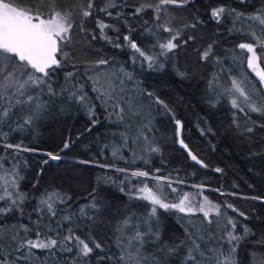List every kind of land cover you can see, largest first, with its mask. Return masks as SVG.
I'll return each instance as SVG.
<instances>
[{"label":"trees","instance_id":"1","mask_svg":"<svg viewBox=\"0 0 264 264\" xmlns=\"http://www.w3.org/2000/svg\"><path fill=\"white\" fill-rule=\"evenodd\" d=\"M36 1L16 2L33 13L45 16V11L33 9ZM45 1L47 7L52 6L62 15L70 13L72 28L60 43L57 53L62 67L57 68L52 77L53 89L57 93H61L62 89L66 91L51 97L46 89L39 90L29 85L21 88L27 79L22 62L18 58L0 61V96L4 97L0 104L13 105L11 119L0 126V130L9 135L7 139L0 138V144H21L23 148L30 149L16 152L0 147V176L6 171L11 178L15 168L21 177L17 180L18 192L25 196L19 208L0 214V232L4 234L0 260L8 264H128L114 230L131 212L139 211L141 202L135 198L130 200L128 195L119 191V180L125 177L115 168H125L129 173L148 171L150 186L155 183L152 175L169 178L171 187L177 189V192H172L164 185L169 190L170 202L175 201L179 192L207 197L241 230L243 239L236 248L238 264H247L251 252L264 258V115L250 112L247 108L244 112L234 109L226 93L231 80L241 75L236 73L237 68L244 66L247 70L245 54L237 45L252 42L248 35L251 31L249 25L256 23L247 20L232 22L231 15L227 14L217 22L211 16L212 9L221 6L235 9L245 16L255 14L264 9V0H189L187 4H182L180 0L175 4L162 0H111L116 6L107 7L106 11L100 9L105 8L109 0H93L92 14L87 17L82 13L87 10L88 0ZM137 9L140 11L137 12ZM107 12L112 15H107ZM100 22L112 27L105 28L102 33ZM245 23L248 24V32L243 30ZM177 33L179 35L174 41L178 44L177 49L166 58L161 57L165 65L162 71L149 69L146 64L143 68L139 63L133 65L130 49L113 46L122 42L123 36L131 34L143 50L159 54L161 49L158 45ZM146 35L151 39L150 46L144 44L142 37ZM118 36L120 41L116 39ZM209 45H212V53L209 58L202 59V53L208 50ZM65 53L67 59L64 58ZM239 59L243 60L242 66ZM100 60L108 63L98 64ZM122 68L134 77L129 81L123 75L120 81L129 86L125 96H134L128 100L133 105L132 110L138 112L135 120L151 135L146 150L135 148L131 132L123 125L125 119L119 122L114 115L109 119L110 109L106 111L102 99L97 98L101 93H107L99 90L101 87L96 77L100 70L115 75L122 73ZM67 72L74 75L66 80ZM249 74L246 81L255 91H261L259 79ZM81 85L95 105L99 123L94 127L87 115V105L68 98L69 92L79 90ZM21 92L24 94L21 95ZM148 92L164 100L175 113V119L182 121L179 136L172 115L155 105L145 95ZM28 95L45 102L47 107L23 131H10L33 114L38 102L36 99L17 103L26 101ZM125 99L122 106L127 104ZM127 115L130 112L125 106ZM115 122L118 125H114ZM89 128L91 131H88ZM120 133L129 135L127 147L121 148L124 159L112 155V145L122 143ZM181 138L188 149L178 143ZM65 142L70 143L69 149H63ZM154 146H158L160 151H147ZM188 150L207 167L192 161ZM48 152L60 154L63 159L49 161L45 165L44 161L48 159L45 154ZM113 164L114 168L100 167ZM217 168L222 171L217 172ZM108 177L114 183H106ZM177 180L183 182L177 183ZM131 183L140 186L138 178H132ZM53 192L70 197L64 204H57L58 215L53 217L36 211L45 193ZM94 197L104 201L99 210L86 207L93 203ZM9 203L7 200L0 201V207H8ZM229 204L233 208H228ZM81 207H85L87 216L80 214ZM241 212L244 216L240 215ZM66 215L71 216V220H65ZM22 226L29 231L25 233ZM162 226L161 235L166 243L178 242L186 235L174 211L166 216ZM69 229L81 239L90 235L94 241L89 244L93 252L83 256L74 242H67L72 247L71 252L59 247L51 251L34 249L29 256L26 249L15 251V243L8 239L17 234L20 238L35 239L37 231L60 239L69 234ZM245 229L248 230L247 235ZM95 243L100 247L95 248ZM20 256H27L28 259H18ZM173 264H179V261L175 260Z\"/></svg>","mask_w":264,"mask_h":264},{"label":"snow or ice","instance_id":"2","mask_svg":"<svg viewBox=\"0 0 264 264\" xmlns=\"http://www.w3.org/2000/svg\"><path fill=\"white\" fill-rule=\"evenodd\" d=\"M166 3H177V0H162ZM182 4H187L189 0H180ZM116 5L109 0V3L105 8L100 9V11H106L107 7H115ZM93 8V0H88L87 10L83 11V16L87 17L91 15V9ZM140 9H137L139 12ZM232 15L238 21H252L255 22L261 29L259 35L253 30L248 33L249 37L252 39L250 43H240L237 47L245 54L246 64L252 72L258 77L261 85H264V67L261 64L264 63V9L258 10L255 14L245 16L244 13L237 12L235 9L228 10L224 7H217L212 9L211 16L214 20L219 22L221 18L225 15ZM107 15L111 16V12H107ZM119 16L120 14L117 13ZM70 13L61 14L59 12L55 13L49 19H42L41 14H32L31 9H27L19 6L14 0H0V61L13 60L18 58L23 64V68L26 70L27 79L24 85L34 86L36 89L44 90L46 89L51 97L62 94L66 89H62L61 93H57L52 87V77L55 75L57 68L62 67V61L57 59V52L60 51V43L67 38L69 30L72 28V24L69 21ZM101 32L105 28H110L112 25L99 23ZM129 29V33H131ZM170 31V29L168 30ZM172 36L171 39L167 40L166 43H160L158 47L161 49L159 54H149L148 51L143 50L132 38L131 34L125 35L122 38V42L115 43L113 46L120 48L126 46L132 51V63L133 65L139 63L141 68L146 64L147 68L162 71L165 67L164 63L161 62V57H167L169 53L177 49L178 44L176 41L177 36ZM105 39L111 41L110 37L105 36ZM118 41L121 38L118 36L116 38ZM257 48L260 49L259 53ZM212 53V45L208 46V50L202 53L201 58L207 59ZM64 58L67 59V54H64ZM219 62V60L217 61ZM98 64H106L108 61L100 60ZM124 78L132 81L134 79L132 73L127 72L125 69H121ZM40 74V75H38ZM73 72L66 73V80L73 77ZM123 83V81H121ZM215 83V81L213 82ZM96 90V89H94ZM98 91V90H97ZM123 91V89H121ZM264 91V88L261 89ZM115 88L111 92L101 93L98 99H102L103 106L106 111H108V118L114 115L119 122H123L125 119V106L128 107L129 112L132 116L137 115V112L132 111L133 105L127 103L122 106L123 98H117L115 95ZM226 93L230 97L229 102L234 109H238L240 112H244L245 108L250 112H257L264 115V100L260 103L256 102L255 91H248L242 85L239 79L233 78L231 80V88L226 89ZM24 93L21 92V95ZM149 98L152 99L153 103L162 109L165 113L171 114L176 126V134L179 136L181 129L183 128V123L179 119H175V113L169 108L168 104L160 99V97L155 96L154 93H145ZM68 98L76 100L81 105H87V115L94 127L99 123L96 118L95 105L91 103L87 94L83 92V86H80L79 90L71 91L68 94ZM4 97L0 96V100ZM34 99L38 101V98L32 95L27 96L26 101H17V103H28L32 102ZM11 103L4 105L0 104V126L5 124L7 120L11 119L12 116ZM47 107L45 102H37L35 108L33 109V114L24 118L22 123H19L17 128H10V131H23L25 126L31 125L34 118H38L41 112ZM91 131V128L88 129ZM251 131V129H248ZM9 133L0 130V138L7 139ZM142 135V131H141ZM122 143L120 145H112V155L113 157H119V159H124L121 154V148L127 147L129 140V135L127 133H120ZM139 138V137H137ZM147 139V137H144ZM135 142V141H133ZM178 143L184 148L188 149V145L184 143V140L179 139ZM70 143L65 142L63 149H69ZM0 147H5L8 149H14L16 152L30 151V149L23 148L21 144H0ZM108 147V145H105ZM62 149V151H63ZM149 152H159L158 146L150 147L147 149ZM48 159L44 161L47 165L49 161H60L63 157L60 154H53L48 152L45 154ZM188 155L191 160L207 167L203 164L202 160L188 150ZM141 159H143L141 157ZM81 163H87L86 161H81ZM144 163H148L144 160ZM100 167H115V165H100ZM117 173L124 174V179L119 180V191L128 195L129 199H142L150 203V211L147 214V218L140 221V224L134 223L133 218L136 216L135 213L125 217L118 231L123 234L128 228H132L133 232L130 236L126 237L130 250L127 252L128 264H168V258L180 255L183 253L181 264H237L235 260L236 246L239 244L243 237L235 233L237 227L236 223L229 218L227 224L225 225L224 231L225 236L220 237L214 248H208L207 241L205 237L200 234L199 230L192 233L186 231L185 239L180 240L178 243H163L161 241V230L160 222L158 216V210L163 209L165 211L176 210L179 213L194 214L196 212H201L207 218L209 216V211H214L217 216L220 215V208L218 205H212L211 202L204 197V202L193 204L189 194L184 193L183 195H177L175 202H170L168 196L164 191L163 186L166 184L168 188H171L172 192H177L176 188L171 187V181L169 178L164 176L152 175L151 179L155 182L153 185H149L148 178H150V173L148 171H132L128 172L125 168H115ZM159 172V169L155 170ZM217 172L222 171L217 168ZM5 171L4 175L0 176V201H9L8 207H0V214L9 213L13 208H19L20 204L23 203L25 196L18 192L17 180L21 179L19 172L13 168L10 174ZM132 178H138L139 187L136 184H132ZM143 178V179H140ZM105 182H113L111 177H108ZM177 183H182L183 181L177 180ZM200 187V186H197ZM12 190H9V189ZM15 192V198H13ZM67 199L66 195H61L59 192L45 193V195L40 200V207L36 209L39 212H46L47 214L55 217L58 215L57 204H64ZM104 201L98 197L93 198V203L89 206L92 209L99 210V205L103 204ZM228 208H233V205H227ZM209 209V210H206ZM79 212L82 216H87L85 212V207H81ZM244 216V213H240ZM92 219V217H88ZM65 220H71V216H65ZM138 219V218H137ZM211 223V220H209ZM141 226H144V230L141 231ZM24 227L25 233L29 231L26 226ZM232 230H228V228ZM69 234L63 236L60 239L52 238L46 233L40 231L35 232V239L20 238L19 234L8 237L11 242L15 243V251L19 252L20 249H26L29 256L32 255L34 249L39 250H53L59 247L63 251L71 252L72 247L67 245V242H74V246L78 248V251L83 256H88L93 252V247H90V243H94L90 235H86L85 239H81L80 236L76 235L72 229L68 230ZM248 230L245 229V235H247ZM4 239L3 232H0V244H2ZM159 244V247L154 248L153 253L148 255H143L145 246H154ZM202 245H204L202 247ZM225 245H230L231 247L226 248ZM100 244L95 243V248H99ZM124 257H122L123 259ZM18 259L27 260V256H20ZM0 264H8L5 260H0Z\"/></svg>","mask_w":264,"mask_h":264},{"label":"rangeland","instance_id":"3","mask_svg":"<svg viewBox=\"0 0 264 264\" xmlns=\"http://www.w3.org/2000/svg\"><path fill=\"white\" fill-rule=\"evenodd\" d=\"M17 0H14V2H16ZM34 10H43L45 11V16H42L41 15V18L42 19H49L51 18L52 16L55 15V13H57L58 11H54V8L52 6H48L47 7V4H46V1L45 0H37L36 1V4H35V7L33 8ZM33 15L37 14V13H33ZM230 21L232 22H235L237 21V19L231 15V18H230ZM245 28H243V30L245 32H248V24L245 23ZM233 28H235V26H232ZM249 28L251 31H255L257 33V35L260 34L261 30H260V27L257 25V24H251L249 25ZM241 29V28H240ZM68 35V34H67ZM143 38V41L144 44H147L148 46L151 45V39L148 35L142 37ZM154 41V38L153 40ZM166 43V42H165ZM58 53V52H57ZM244 54V53H243ZM57 55V54H56ZM173 59H175V56H173ZM246 61V57L244 59ZM239 64H241L243 62V60H238ZM246 64V62H245ZM242 66V64H241ZM246 67H247V64H246ZM238 71L236 73L238 74H241L240 76H236V79H239L241 82H242V85L246 88V90L248 91H255L253 88H252V85L249 84L247 81H246V78H248V76L250 75L249 73L252 74V76L254 78H258L256 77L255 73L252 72L251 69H249L247 67V70L244 69V66L237 68ZM250 72H249V71ZM104 70H100L99 72V76L96 77V80H97V83L100 85V91L102 92V90H104L105 92H111L113 88H115V93H113V95H115L117 98H127L125 99L126 103H129L130 101L128 99H133L134 96L126 93L128 95V97L125 96V90L127 87V85H123V83H121L120 79L122 78L123 74L120 73V72H117L115 73V75H110L109 73H106L105 71L103 72ZM260 83V82H259ZM261 85V84H260ZM104 89H103V88ZM231 88V85L228 89ZM264 88V85H261V89ZM121 89H123V91H121ZM256 95H255V99H256V102L257 103H260V101L263 99V94L260 90H257L255 91ZM264 93V91H263ZM133 111V110H132ZM138 113V112H137ZM137 117V115L135 116H132L131 114L130 115H127L125 116V121L123 123V125H126L124 126L125 129L127 131H130L131 132V138L135 144V148L137 150H146L147 146L149 145V142H150V139H151V135L148 134V131L146 129H144L141 124H139L137 122V119L135 120V118ZM140 122V121H139ZM118 125V122H115L114 125ZM141 131H142V135H141ZM139 137V138H137ZM144 137H147V139H144ZM119 139H121L120 137V134H119ZM140 157V156H139ZM164 188V191L165 193L169 194V190L167 189L166 186H163ZM184 193H187V192H179L178 195H183ZM187 194H189L192 202L194 205L198 204V203H201V202H204V197L197 194V193H192V192H188ZM168 200H171L168 198ZM140 208H139V211H135V212H131L128 216L132 215V213H135L136 216L133 218L134 220V223L136 224H140V221L143 220V219H146L147 218V214L148 212L150 211V203L148 201H145V200H142L140 199ZM172 202V201H171ZM175 202V201H174ZM213 205V204H212ZM206 210H209L206 208ZM172 211H174L175 213V216L177 218V220L181 223V225L188 230V232H192V233H195L197 232V230H199L200 234L203 235L205 237V241H207V247L208 248H214L217 246L216 244V241L222 237V236H225L226 235V232L224 231V228H225V225L227 224V220L230 218L228 216L227 213L223 212V210L220 209V215L217 216L215 214L214 211H209V216L206 218L203 213L201 212H196L194 214H185V213H179L178 211L176 210H170V211H165L163 209H159L158 210V216H159V222H160V230L162 232V224H163V221L165 220L166 216L171 213ZM138 218V219H137ZM209 220H211V223H209ZM118 227L114 230V233L116 234V237L118 238V242L119 244L122 246V249H123V253H124V257H126V261L128 262L127 260V252L130 250L129 248V245H128V242H127V239L126 237L130 236L133 232V229L132 228H128L124 231L123 234H121L118 230ZM141 231L144 230V226H141ZM228 230H232L230 227L228 228ZM241 230H239L238 226L236 227L235 229V233L239 236H241ZM186 236V235H185ZM185 236L183 238H181L180 240H183L185 239ZM179 240V241H180ZM161 241L163 243H166L165 241H163L162 239V235H161ZM178 241V242H179ZM176 242V243H178ZM160 245L159 244H156L154 246H148L146 245L145 246V249H144V252H143V255H148L149 253H153L154 252V248L156 247H159ZM204 245H202L203 247ZM226 248L228 247H231L230 245H225ZM237 248V246H236ZM237 252V250H236ZM251 258L250 260L248 261L247 264H264V258L257 254L256 252H251ZM182 256H183V253H181L180 255H177V256H174V257H169L168 258V264H173V261L175 260H178L179 261V264H181V260H182ZM237 254L235 253V260L238 264V261H237Z\"/></svg>","mask_w":264,"mask_h":264}]
</instances>
